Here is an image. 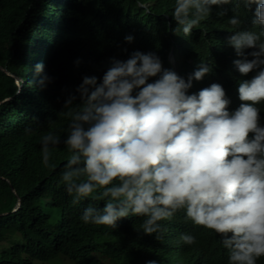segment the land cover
<instances>
[{
  "label": "clouds",
  "instance_id": "1",
  "mask_svg": "<svg viewBox=\"0 0 264 264\" xmlns=\"http://www.w3.org/2000/svg\"><path fill=\"white\" fill-rule=\"evenodd\" d=\"M236 3L254 9L238 12ZM163 17V62L158 52L113 59L101 83L83 78L79 103L75 94L66 99L63 143L71 155L61 181L73 203L98 192L83 211L86 224L144 220L142 231L158 252L137 264H184L204 241L213 243L204 264H260L264 0H175L172 15ZM41 55L34 50L24 60L33 76L43 70L35 62ZM60 143L51 131L42 136L45 166Z\"/></svg>",
  "mask_w": 264,
  "mask_h": 264
},
{
  "label": "trees",
  "instance_id": "2",
  "mask_svg": "<svg viewBox=\"0 0 264 264\" xmlns=\"http://www.w3.org/2000/svg\"><path fill=\"white\" fill-rule=\"evenodd\" d=\"M174 7L175 0H0V264H137L158 252L141 218L129 215L115 228L82 221L98 192L73 203L61 181L71 155L63 143L70 123L64 104L70 94L80 102L75 90L85 76L101 83L113 59L140 51L160 53L163 62L169 45L163 15ZM253 9L241 4L237 11ZM34 50L44 56L35 57L43 70L33 76L26 63ZM226 63L234 65L231 51ZM44 76L49 79L36 85ZM262 113L264 126V103ZM49 131L61 143L51 147L45 166L41 138ZM212 244L204 241L183 263L208 262Z\"/></svg>",
  "mask_w": 264,
  "mask_h": 264
},
{
  "label": "rangeland",
  "instance_id": "3",
  "mask_svg": "<svg viewBox=\"0 0 264 264\" xmlns=\"http://www.w3.org/2000/svg\"><path fill=\"white\" fill-rule=\"evenodd\" d=\"M145 6V5H144ZM235 7H241V4H239V3H236L235 4ZM38 8H40V7H38V6H35V14H34V17H33V19H35L37 16H38V14H37V12H38ZM39 23L38 22H34V26L35 25H38ZM46 48H48V45L46 44ZM46 64V63H45ZM45 77V76H44ZM36 83V85H37V81L35 82ZM36 91H38V89H36ZM9 240H6V242H8Z\"/></svg>",
  "mask_w": 264,
  "mask_h": 264
},
{
  "label": "bare ground",
  "instance_id": "4",
  "mask_svg": "<svg viewBox=\"0 0 264 264\" xmlns=\"http://www.w3.org/2000/svg\"><path fill=\"white\" fill-rule=\"evenodd\" d=\"M15 82H16L17 85H19V78L15 77ZM18 205H19V202H17V204L15 205L14 209H17Z\"/></svg>",
  "mask_w": 264,
  "mask_h": 264
}]
</instances>
